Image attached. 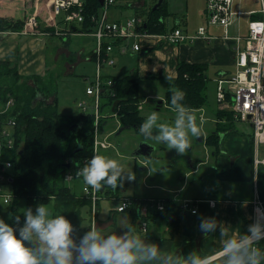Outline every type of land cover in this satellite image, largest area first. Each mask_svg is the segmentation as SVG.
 I'll use <instances>...</instances> for the list:
<instances>
[{
  "label": "crops",
  "instance_id": "obj_1",
  "mask_svg": "<svg viewBox=\"0 0 264 264\" xmlns=\"http://www.w3.org/2000/svg\"><path fill=\"white\" fill-rule=\"evenodd\" d=\"M163 1L164 0H162V3ZM51 3V0H0V16L21 20H26L29 16H34L39 22V31L35 33L26 31L25 28L19 31H0V59L10 61L12 65L18 68L19 73L22 75H38L40 77L41 74L48 71L52 63L53 66L56 64L63 53H67V57L69 55H77L76 60L65 62L66 68L69 69V71H72L76 67V64L82 60L89 61L96 58L93 50L87 53L88 51L84 47L74 52L70 48L69 42L72 34H81L83 32L78 28L80 26L76 24L77 21L67 22L70 26L66 30L63 29L61 25L66 22L60 23V21H58L57 16L59 14L54 13ZM128 3L129 2L125 5H128ZM162 3L158 7H160ZM114 4H116V0ZM122 4L121 7L124 6V3ZM136 5V7H140L142 4L138 2ZM121 7L120 9H122ZM163 13V21H165L167 28V22L171 16L167 6L164 8ZM140 17L143 18V20L146 18L143 16ZM127 19L129 18L125 15L123 19L121 17L114 21L124 22ZM177 21L179 22L180 19L177 18ZM178 22H176V24ZM42 24H45L44 28L41 27ZM206 25L208 34L217 35L215 28H213L215 26L211 27L209 24ZM234 27H236V31H238L237 26L234 25ZM46 28L48 30H46ZM175 28L181 29L176 26L171 30ZM171 30L167 28V32ZM181 30L186 34L196 33L184 31L183 29ZM223 34L221 38L213 41L198 38L193 42L183 41L181 43L169 42L161 37L162 34H150V36H144L140 39L131 37L130 41H125L127 43L125 49L123 50L120 49L119 46H116L113 55H123L128 53L127 51L139 52L136 66L128 73L138 71L141 76L140 82L142 79L153 77L156 80L163 81L167 85V89L171 84V80L177 76L178 61L183 60L189 63L206 65L205 73L209 68H214V80L218 85V79L231 77L235 72L230 73V68L236 67V53L232 48V42L225 41ZM81 35L85 36L86 34ZM93 36L96 40L94 34ZM55 38L64 39V41H56ZM131 42L132 44L138 42L141 45V49L139 51L133 50L132 47H130ZM50 55H53L52 62L49 61ZM103 58H105L104 55ZM126 74L119 76H125ZM167 77L170 79H167ZM104 80L107 79L105 78ZM141 85H143V82ZM217 85L216 106L215 111L212 112L215 118L210 120L208 116L199 113L201 111L200 109H203V106L193 110L197 117V123L199 124L200 121L203 120L202 135L198 139L194 137L191 138V147L186 154L180 155L175 149L168 150L167 146L164 144L146 141L143 136L140 140L127 137V141H123L125 142V146L132 143L129 153L127 152L126 154L133 155L136 160L141 162L139 169L145 172L144 178L148 176L151 177L152 174H156V177L162 178H155V182L151 180V183L147 184V192L149 195L135 196L139 199L138 203L145 204L149 198L161 201L162 199L164 200V198H178L181 205L180 210H178L177 213L168 212L161 220L157 217L150 216L151 218L148 220V230L147 232H143L139 227L140 216L137 213L135 205L130 206L125 211L118 212L114 210V204L108 210L107 219L102 220L99 218L98 220V228H101L105 234H123L126 229L121 228L122 232H119L116 228H111V226H116L118 224V217H122L123 220H120L121 227L130 224L131 227L145 239L146 243H155L164 251L177 252L178 255L185 257L193 251H196L201 257H214L215 254L222 249L223 243L227 238L238 237L245 234L248 226L251 224V217L253 214L252 200L257 178V168L254 163L256 155L255 145L253 136L250 134V137H248L245 132L240 131L238 128L228 129L219 134L221 141L218 148L208 143V135L214 131L217 132L221 122H226L225 118H220L217 115V111L225 110L233 112L229 107H224L219 103L217 99ZM147 97L157 99L155 105L151 108L148 107L146 112H143L145 110L144 104L146 103V98L140 101L142 115L147 117L151 112L156 111L159 113L160 120L164 118H175V114L167 110L170 109V111H173L172 108L166 105L164 94L159 95L150 92ZM160 99L164 100L163 103H159ZM116 123H119V129L120 126H122L121 122L118 120ZM104 124H107V120H104L101 126ZM129 128L134 127H127L125 129ZM136 131L138 130L136 129ZM115 132L117 131L114 130L109 134L111 135ZM105 136L106 135L103 137ZM128 138L131 140H128ZM142 141L153 146V150L149 156L134 154V151L139 145L138 143ZM112 148L115 149L114 144ZM199 152H202V156L198 154ZM173 157L184 158L186 164L184 163L183 168L175 172L176 179L171 182V178L168 180V168L176 164L174 163L175 159H173ZM151 169L153 171H151ZM154 171H156V173ZM207 173L208 177H210L211 174L212 177L210 178L208 186L204 187L207 191L201 192L194 176L201 174L200 176L207 177ZM211 184L213 189H211ZM106 188L108 187L103 188L101 193H106ZM151 190L153 192L152 194L150 193ZM119 196L120 195H118V197ZM122 196L131 197L128 195ZM143 199H145V202L141 201ZM186 200L189 201V207L184 206ZM138 203L135 204L137 205ZM99 206L98 217L102 211L101 203ZM156 209L155 207H149L148 216L155 213L154 211ZM192 209H196V212L193 213ZM123 214H126V216H123ZM204 218H215L218 225L224 228L227 236H221L220 227L218 226L216 232L209 233L208 236L205 237L199 227L201 220ZM175 219L177 220L178 229L174 232L171 229V222ZM134 221H136L135 225L133 224Z\"/></svg>",
  "mask_w": 264,
  "mask_h": 264
},
{
  "label": "trees",
  "instance_id": "obj_2",
  "mask_svg": "<svg viewBox=\"0 0 264 264\" xmlns=\"http://www.w3.org/2000/svg\"><path fill=\"white\" fill-rule=\"evenodd\" d=\"M83 1L85 20L80 22L78 28L81 32H93L96 22L92 20V15H100L101 4L98 0ZM165 7V1H163L160 7L152 9L144 19L141 29L150 34L166 33L167 28L163 21ZM252 17L258 18L260 14H253ZM27 19L0 16V31L22 30ZM205 69L204 64L178 61L177 76L171 80V84L164 93L166 105L172 108L171 86L184 92L182 103L190 110L204 106L206 103L204 91L208 80ZM114 78L115 84L101 93L98 124L101 126L108 117L116 116L121 125H129L139 131L140 125L146 119L140 109L141 76L138 71H133L125 76ZM27 79H33L34 82H29ZM7 95H12L16 100L14 112L17 117V145L10 155L14 159L12 187L15 193L11 203L13 212L11 226L17 229L18 235L19 227H22L25 221L23 215L25 209L21 210L19 207L20 200L25 201L26 209L32 210L36 205L46 204L54 214L64 215L71 222L75 229L73 237L78 242L90 227L91 199L73 192L67 185L64 175L69 169L73 170L77 162L93 156L95 115H85L84 112L71 115L60 114L57 110V97L49 92L41 77L38 75L25 77L10 61L0 59V96L6 98ZM49 97L54 98L52 102L46 101ZM102 98L105 99V103L101 102ZM118 99L120 101L113 111V103ZM105 105L110 106L111 113L103 112ZM217 115L225 118L226 122H221L218 131L210 133L207 137L208 143L216 148L221 141L219 134L228 129H234L237 120L231 111L218 110ZM78 147L81 149H77ZM77 179L83 181L82 178ZM256 183L259 196L264 201V166L258 167ZM107 189L105 192L113 193V189ZM129 198L133 205L138 203V198ZM141 201L145 202V199ZM162 201L164 208L156 209L155 213L148 216V220L151 217L161 220L168 212L177 213L180 210L178 198H164ZM98 203L100 205V201ZM85 209L88 211V225L84 224L87 220V216L84 215ZM15 216H20L19 225L14 221ZM133 224L135 225L136 221ZM171 229L174 232L178 229L176 219L171 222ZM258 246L264 250V240H261Z\"/></svg>",
  "mask_w": 264,
  "mask_h": 264
},
{
  "label": "clouds",
  "instance_id": "obj_3",
  "mask_svg": "<svg viewBox=\"0 0 264 264\" xmlns=\"http://www.w3.org/2000/svg\"><path fill=\"white\" fill-rule=\"evenodd\" d=\"M170 91L174 120L160 122L159 113L153 111L139 132L146 141L164 144L184 155L191 147V138L201 137L203 120L198 124L194 112L182 103L183 91L171 86ZM76 176L93 191L105 187L116 190L125 179L136 178L117 159L100 154H94ZM23 215L26 219L18 235L16 228L0 219V264H264V250L258 246L264 240V212L259 210L245 234L227 238L214 257H201L196 251L186 257L164 251L155 243H146L130 224L121 227L126 229L123 234H105L93 224L77 242L71 222L64 215L54 214L46 204H40L35 212L25 209ZM14 221L19 225L20 216ZM218 226L221 236H227L215 218L202 219L199 227L207 237Z\"/></svg>",
  "mask_w": 264,
  "mask_h": 264
},
{
  "label": "built area",
  "instance_id": "obj_4",
  "mask_svg": "<svg viewBox=\"0 0 264 264\" xmlns=\"http://www.w3.org/2000/svg\"><path fill=\"white\" fill-rule=\"evenodd\" d=\"M241 1L247 0H206L207 24L223 27V37L234 41L236 44L234 49L236 53V71L229 78L218 79L217 99L222 106L229 107L238 120L249 121L253 126L252 136L256 153L254 163L258 170L259 166H264V156H259L261 145H264V0H254L260 4V8L247 11L234 8V2ZM114 3L115 0H105L104 12L99 16L92 15V20L96 22V28L92 33L96 37L95 59L97 72L94 82L87 87L86 93L93 98V103H88L86 100L79 101V107L84 113L92 110L95 115L96 126L93 155L98 154L100 148L108 149L113 147L109 140L110 134L103 138L99 136L100 96L103 90L115 84L112 79H103L101 73L102 62L106 61L113 64L114 59L111 58L110 53L115 50L116 46L124 50L127 44L125 41L131 37L140 39L144 36H150V33L141 29L144 20L140 16H133L124 22H109L107 8ZM52 4L55 14L65 11L64 20L66 22H82L85 20L83 0H52ZM256 13H259L260 17L253 18L252 15ZM244 14L250 16L246 32H242L239 28V17ZM231 25L237 26L238 33L236 35L229 34L228 28ZM24 28L26 31L35 33L39 31V22L34 16H29ZM161 37L172 43H181L183 41L193 42L198 38L212 40L217 38L218 35L208 34L207 25H205L199 27L196 33L186 34L181 29L175 28L162 34ZM132 49L139 51L141 45L135 42L132 45ZM103 55L105 58H103ZM15 106L16 100L12 95H7L6 98L0 96V199L5 204L10 205L15 198L12 187L14 159L9 155L11 151L16 149L17 145ZM91 158H84L81 162H77L73 170L69 169L64 175L65 181L71 182L74 179L81 178L77 177L76 173ZM5 186H9L10 190H7ZM82 192L83 195L91 199L90 227L93 224L98 227L100 209L98 202L102 199L101 190L93 191L83 183ZM114 198L117 200L114 210L118 212L125 211L133 205L129 197L119 196ZM252 203L251 224L257 219V210L264 212V201L259 196L257 183H255ZM124 205H127V207H124ZM184 206L189 207L188 200L184 202ZM149 207L162 210L164 203L161 200L149 198L147 203H138L136 205L137 213L140 215L139 227L143 232L148 230ZM192 212H196V209H192Z\"/></svg>",
  "mask_w": 264,
  "mask_h": 264
},
{
  "label": "rangeland",
  "instance_id": "obj_5",
  "mask_svg": "<svg viewBox=\"0 0 264 264\" xmlns=\"http://www.w3.org/2000/svg\"><path fill=\"white\" fill-rule=\"evenodd\" d=\"M159 0H116V4H111L108 8V21L112 22L116 19H119L123 16H127V18H131L133 16H143L144 18L147 17L149 12L154 9V6L158 3ZM165 4L168 8V11L170 12L171 16L168 20L167 28L171 30L172 28L178 26L184 31L188 32H196L199 27L207 24V14H206V0H164ZM128 5H125L127 4ZM140 2L142 5L140 7H136L137 3ZM124 3V8L121 7ZM130 4V5H129ZM134 4V5H133ZM120 5V6H119ZM136 5V6H135ZM126 6V7H125ZM120 7L122 9H120ZM234 8L235 9H241L243 11H247L250 9H256L258 10L260 8V4L254 0H247V1H241V2H234ZM104 12V7L100 6L99 13L102 14ZM65 11H62L61 14L57 16L58 21L60 23H65ZM177 18L180 19V21H177ZM250 19V16L247 14L242 15L239 17V28L242 32H246L247 29V23ZM176 22H178L176 24ZM77 25L80 26V23L76 22ZM70 25L67 24V22L61 27L63 29H67ZM213 27V26H211ZM216 30V33L218 35L217 38L212 39L210 41L216 40L221 38L223 34V28L222 27H213ZM228 32L231 35H236L238 32L236 31V27L231 25L228 28ZM81 34H86L85 36ZM81 34H72L71 40L69 42L70 48L75 52L77 50H81L82 48H86L88 51L87 53H90L92 50L95 52L96 50V40L92 34V32H83ZM223 39V38H222ZM56 41H64V39H57ZM130 41V39H128ZM225 41L232 42V48L235 49L236 44L234 41L224 39ZM133 42V41H132ZM132 42L130 43V47H132ZM187 42V41H186ZM131 49V48H129ZM115 51V50H114ZM112 51L110 53L111 58H113L114 62L113 64H110L106 61L102 62V76H104L103 79H112L113 81H116V76L123 75L128 73L133 67L136 66V62L138 60L139 52H132L127 51L128 53L123 55H113ZM70 57V58H68ZM67 53L61 54L59 57V60L56 62V64L53 66V63L51 64V67L48 68V71L44 74H41V78L45 82L49 92L53 96L57 97L58 100V112L62 115H71V114H80L83 113V110L79 107V101L80 100H86L88 103H93V98L91 96H88L86 94V89L88 86L92 85V82H94L96 72H97V62L95 59L92 60H82L76 64V67L69 71V69L66 68V61L76 60L77 55L74 54L73 56H68ZM53 55H50L49 61L52 62ZM70 59V60H69ZM236 66V64H235ZM236 70V67L230 68V73H234ZM207 83H206V89H205V95H206V103L203 106V109H200L201 111L199 113H203L204 115L208 116L211 119H214L212 112L215 111L216 106V81L214 80L215 77V70L214 68H209L207 71ZM27 77V75H24ZM32 77V76H29ZM29 82H34L33 79H27ZM143 82V85H141ZM140 89H139V98L140 101L144 100L146 98V103L144 104L145 110L143 112H146V109L148 107H152L155 105V101L157 98L153 97H147L148 93L153 92L157 93L159 95H163L164 91L167 87V85L163 81L156 80L153 77H148L145 79H142L140 82ZM46 90V88H45ZM46 92H48L46 90ZM53 97H49L46 99L47 102H52ZM101 102L105 103V99L102 98ZM169 112L175 114L172 110L167 109ZM103 112L105 113H111L110 106L105 105L103 107ZM113 112V111H112ZM83 114H93L92 110H88L86 113ZM107 124L102 125L99 127V134L101 138H103L104 135H107L114 130H118V124L116 123L117 117H108ZM174 119L172 118H164L163 120H160V122H166L171 123ZM240 131L245 132L248 137H250V134L252 135L254 129L253 126L249 121H243V120H236V127ZM113 130V131H112ZM237 130V129H236ZM235 130V131H236ZM237 132V131H236ZM104 134V135H103ZM127 137H131V139H137L140 140L142 138V135L139 131H136L134 128L125 129L121 134H117V132L111 134L109 136V140L114 144L115 149L112 147L108 149H102L100 148L98 150V154L107 156L109 158L117 159L124 167L125 171L132 172L135 174V180L134 181H123V186L118 187L116 190H113V194L110 192H106L102 194V199L100 200L102 211L100 212V219H107L108 217V210L117 203V200L114 197H118V195H128L131 197H135L136 195H149L147 192V184L152 182H155L156 174H152L151 177L148 176L144 178L145 172L141 171L139 169V166L141 165V162L139 160H136L134 156L129 153L131 149V144L125 146V142L127 141ZM136 137V138H135ZM144 138V137H143ZM128 138V140H131ZM139 144V143H138ZM130 146V147H129ZM13 153V151H11ZM11 152L9 155H11ZM260 157L264 156V145H261L260 148ZM176 164L174 166L168 168L169 174H168V180L171 178V182L176 179L175 172L177 170H180L183 168L184 163L186 164V160L184 158H175ZM156 173V171H154ZM126 175V174H125ZM201 174H198L194 176V179L198 183V187L201 189V192H205L204 187H207L210 178L212 177V174L210 177L200 176ZM161 178V177H159ZM158 178V179H159ZM162 179V178H161ZM209 179V180H208ZM81 181V183H80ZM83 181L81 179H74L71 182H67V185L71 187V190L75 192L77 195H82V185ZM197 187V188H198ZM7 190H10L9 186H5ZM108 188L107 190H109ZM211 189H213L211 184ZM152 194V190L150 191ZM39 205H36L33 208V211L35 212L36 208ZM19 207L21 210L26 209L25 201L20 200L19 201ZM49 207V206H48ZM50 208V207H49ZM84 215L87 216V220H85L84 224L88 225V211L85 209ZM13 216L12 207L10 204H5L0 199V219H3L5 223L9 224L11 226L10 220ZM123 216H126V214H123ZM120 220H123L122 217H118V224L116 226H111L112 229H117L119 232H122L121 230V224Z\"/></svg>",
  "mask_w": 264,
  "mask_h": 264
},
{
  "label": "water",
  "instance_id": "obj_6",
  "mask_svg": "<svg viewBox=\"0 0 264 264\" xmlns=\"http://www.w3.org/2000/svg\"><path fill=\"white\" fill-rule=\"evenodd\" d=\"M100 2V4L102 6H104L105 4V0H98ZM162 3V0H159L158 3L154 6V9L158 8V6ZM42 28L45 27V24H42L41 25ZM119 99L116 100L114 103H113V106H112V110L114 111L115 110V107L116 105L119 103ZM163 99H160L159 100V103H163ZM127 127H130L129 125L126 126V125H122L120 126V128L117 130V133H121L125 128ZM77 149H81V147H78ZM153 150V146L149 145L147 142L145 141H142L139 143L137 149L134 151V154H142V155H145V156H149L151 154V151ZM103 190V189H102ZM34 212V211H33ZM26 218H24L25 220Z\"/></svg>",
  "mask_w": 264,
  "mask_h": 264
},
{
  "label": "flooded vegetation",
  "instance_id": "obj_7",
  "mask_svg": "<svg viewBox=\"0 0 264 264\" xmlns=\"http://www.w3.org/2000/svg\"><path fill=\"white\" fill-rule=\"evenodd\" d=\"M207 141H208V139H207ZM198 154H199L200 156H202V152H199ZM200 158H202V157H200Z\"/></svg>",
  "mask_w": 264,
  "mask_h": 264
}]
</instances>
